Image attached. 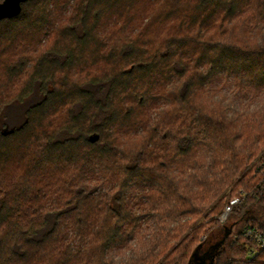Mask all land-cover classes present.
<instances>
[{
  "label": "trees",
  "instance_id": "trees-1",
  "mask_svg": "<svg viewBox=\"0 0 264 264\" xmlns=\"http://www.w3.org/2000/svg\"><path fill=\"white\" fill-rule=\"evenodd\" d=\"M131 1L0 21V264H264L227 242L240 219L264 233V0H149L128 31ZM151 22L171 34L140 50L127 36Z\"/></svg>",
  "mask_w": 264,
  "mask_h": 264
},
{
  "label": "rangeland",
  "instance_id": "rangeland-1",
  "mask_svg": "<svg viewBox=\"0 0 264 264\" xmlns=\"http://www.w3.org/2000/svg\"><path fill=\"white\" fill-rule=\"evenodd\" d=\"M128 8L129 9H125V11H122V13H121V19L120 20H122V21H124V22H128L129 23V27H128V31L132 28V26L133 25H136V24H138V23H140L141 22V19L140 18H144L145 16H146V14H148V13H150V12H152L155 8H153L152 6L150 7V5H149V0H134V1H131L128 5ZM133 11V12H132ZM66 12H67V15H65L66 17H65V19H64V22L65 21H68V19L72 16V14L74 13L69 7L67 8V10H66ZM113 17H114V19H110L109 20V24H110V26L108 27V28H105L104 30H105V32H111L112 33V31H115L113 34H115V35H121V38H123L124 39V36H125V33H122V32H118V29L116 28V27H112L113 25H114V23H116L117 21H119L118 20V17H117V15L116 14H113L112 15ZM63 17V16H62ZM167 26H166V24H164V23H161V22H159V23H152L151 22V24H146V26H145V28H143L141 31L139 30V34L141 35V36H136V35H130V36H127V37H129L130 39H131V41H134L135 42V45L136 46H138L137 48H141L140 50H142V49H145L146 47H149V46H152V45H157L159 42H161L162 41V39H164L165 37H167L168 35H170L171 34V29L168 31L167 30V28H166ZM113 28V29H112ZM109 30V31H108ZM111 30V31H110ZM124 31H126V28H124L123 29ZM102 32V34L104 33L103 32V30L101 31ZM108 33V34H109ZM53 36H50L49 38H46L45 39V41L43 42V44H42V46L38 49L39 50V52H43V51H45L46 49H48L50 46H52L53 45V43H54V38H52ZM115 38V39H114ZM114 38H112L111 40L109 39V37L107 38V40H108V44L107 45H104V46H106V49L104 50L106 53L111 49V48H116V42H117V40H116V37H114ZM28 39V38H27ZM34 39L35 38H31V44H33V42H34ZM125 40V39H124ZM136 40V41H135ZM151 41L150 42V44L149 45H147V42L148 41ZM43 41V40H42ZM114 41V42H113ZM61 42V44L63 43V44H65V45H70V42L69 41H66V40H61L60 41ZM91 48V47H90ZM38 52V53H39ZM37 53V54H38ZM36 54V55H37ZM86 55V57L87 58H89L88 59V61L87 62H89L88 63V65H91L93 62H94V60H95V56H94V54L92 55V53H87V54H85ZM92 60H93V62H92ZM96 60H98V59H96ZM99 62V63H98ZM98 62H95V63H93V66H92V69H94V67L96 66V64H100L99 65V67L100 66H104V65H106V64H109V63H111L112 62V60L110 59L109 61H107V62H101L100 60H98ZM108 66H110V65H108ZM107 66V67H108ZM98 68V67H97ZM77 78V77H76ZM18 87V86H17ZM17 87H14L15 88V90H14V92L16 93L17 92V90H16V88ZM37 98V97H36ZM216 98V97H215ZM206 100V99H205ZM34 101H35V97H31L30 99H28V100H26L25 102H23L22 104H18V105H14V106H12V107H10V108H8V109H6L5 110V113H4V116H5V118H6V120H8L9 118H11L12 116H15V115H17V114H19V115H22V113H23V111H25V109H27L29 106H31L33 103H34ZM197 103H199V102H197ZM242 104L240 105V108L241 109H243L244 108V106H247V101H245V99L241 102ZM255 103V102H254ZM204 104V103H203ZM253 105L254 104H250V108H252L253 107ZM239 106V105H238ZM60 118H64V115H63V113H61V116H60ZM60 118H57V117H55L53 120L55 121V122H53L54 123V128L56 127H59V122H61L62 121V119H60ZM6 122H8V121H5V127L7 126V127H9V125L6 123ZM124 144V143H123ZM124 147H126V148H130V145H129V143L128 142H126V144H125V146ZM203 152V151H202ZM201 152V153H202ZM200 153V154H201ZM207 156L208 155H206V158H207ZM256 163H258V162H255L254 164H256ZM235 199H238V197H232L231 199H229V202L227 203V204H225V206L226 205H228L231 201H234ZM240 202V201H239ZM224 206V207H225ZM224 209V208H223ZM222 209V210H223ZM222 212V211H221ZM221 214V213H220ZM219 214V215H220ZM218 215V216H219ZM217 220H218V217H217ZM237 219H231L230 220V222H234V221H236ZM244 219H240V220H237V222H236V224H235V226H234V229H233V232L234 233H237V234H239L240 235V233H241V231L243 230V228L244 227H247V226H250V225H244ZM241 238L242 239H244L241 235L239 236V238L237 239V240H235V243L236 242H238L239 241V239L241 240ZM230 242V244L231 243H234V241H232V237L231 236H228V238H227V242ZM248 242V241H247ZM130 247L132 248V247H134V245H135V242H131L130 244ZM225 246H226V244H225ZM250 249V243L248 242V244H247V246H246V250L248 251ZM129 254V249H125L123 252H122V254L121 255H117L116 256V258L118 259V258H120V257H123V256H127Z\"/></svg>",
  "mask_w": 264,
  "mask_h": 264
},
{
  "label": "built area",
  "instance_id": "built-area-1",
  "mask_svg": "<svg viewBox=\"0 0 264 264\" xmlns=\"http://www.w3.org/2000/svg\"><path fill=\"white\" fill-rule=\"evenodd\" d=\"M240 199H235L231 201L228 205L224 207L221 214L218 216V221L220 223H226L235 204L239 203ZM240 235L250 243V249L248 250L247 261H252L256 255L264 250V233L253 228L251 226L244 227ZM237 233H232V241L235 242L240 236Z\"/></svg>",
  "mask_w": 264,
  "mask_h": 264
},
{
  "label": "water",
  "instance_id": "water-1",
  "mask_svg": "<svg viewBox=\"0 0 264 264\" xmlns=\"http://www.w3.org/2000/svg\"><path fill=\"white\" fill-rule=\"evenodd\" d=\"M27 1L30 0H2L0 2V21L16 17L21 12V4ZM3 134H6V132L4 131ZM227 236L223 238L219 245L224 242Z\"/></svg>",
  "mask_w": 264,
  "mask_h": 264
}]
</instances>
